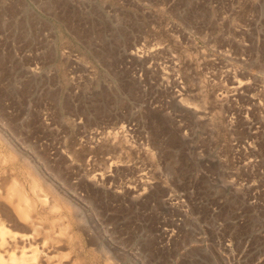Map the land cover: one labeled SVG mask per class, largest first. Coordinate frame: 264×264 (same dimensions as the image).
<instances>
[{
    "label": "rangeland",
    "instance_id": "obj_1",
    "mask_svg": "<svg viewBox=\"0 0 264 264\" xmlns=\"http://www.w3.org/2000/svg\"><path fill=\"white\" fill-rule=\"evenodd\" d=\"M0 170L38 264H264V0H0Z\"/></svg>",
    "mask_w": 264,
    "mask_h": 264
},
{
    "label": "bare ground",
    "instance_id": "obj_2",
    "mask_svg": "<svg viewBox=\"0 0 264 264\" xmlns=\"http://www.w3.org/2000/svg\"><path fill=\"white\" fill-rule=\"evenodd\" d=\"M4 182L6 181L2 183ZM1 184L0 264H38V259H40V263L43 262V258L31 249V245H28L32 240L31 234L20 233V235L19 232L17 234L11 229L23 228V230L33 233L42 229V224L39 221L41 211L39 204L41 203L44 207L48 203L44 191L35 192L34 184H31L30 191H32V194L25 184L13 177L10 179L9 184H3L2 186ZM35 196L38 198L39 203L35 200ZM45 261L48 263L47 260Z\"/></svg>",
    "mask_w": 264,
    "mask_h": 264
}]
</instances>
